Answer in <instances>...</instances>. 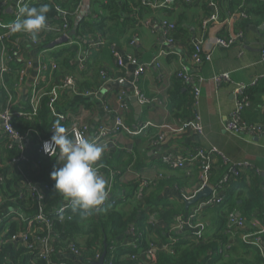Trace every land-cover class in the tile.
<instances>
[{
    "label": "trees",
    "instance_id": "trees-1",
    "mask_svg": "<svg viewBox=\"0 0 264 264\" xmlns=\"http://www.w3.org/2000/svg\"><path fill=\"white\" fill-rule=\"evenodd\" d=\"M82 1L54 0L51 4L45 0H37L29 7L47 4L49 8L57 6L68 13L70 32L76 29V37L72 41L81 44L85 50L87 49L85 52L88 53V58L92 54L90 59H94V64L90 60L85 69L79 68L80 46L78 44L73 42L59 50L48 49V46L62 35L64 24L60 15L46 21V24L55 25L57 32L42 30L36 40V46L28 40H32L29 36L21 33L12 34L8 42V44L14 43L19 38L30 42L38 55L42 53L40 61L43 69L35 88L33 83L28 96L22 103L18 102L20 89L25 84L26 76L22 78L20 75L21 69L25 66L24 62L16 60V63L11 66L7 64L9 71L0 74V111L9 108L14 113H32L33 88L41 96L33 117L13 119L14 129L21 135L27 136L25 153L30 160L23 164V173L5 166L7 161L18 156L20 151L16 146L13 150H8L7 141L0 139V152L3 155L0 177L5 181V185L0 187V214L6 212L10 217L22 215L24 218H32L37 214L38 202L30 198L27 192L29 182L37 185L41 190L44 186H49V190L43 191L42 205L46 215L53 210L63 208L68 203L55 191V181L51 179V173L60 168L58 158L44 157L39 154L38 148L43 140L52 136L51 126L57 120L54 112H58L60 105L59 95L51 104L52 92L65 78L74 80L78 92H100L101 72H107L109 76L111 75L110 77L113 76L106 65L100 62L101 51L92 52L94 49H99L93 48L95 40L105 45L109 38L121 35L129 27L134 29L142 25L147 15L156 18L158 14V17L163 20L175 24V29L172 31L174 42L176 35L184 32L181 28L183 23L188 20L194 22L193 27L198 29L197 36L191 43L192 52H194L195 38L206 36L207 31L203 30V21L210 15L211 2H216L220 6L222 18L238 16L242 13L249 16L247 4L241 5L240 0H193L192 3L176 0V5L172 9L161 10H153L144 4V0H93L92 7L99 5L101 9L97 19L90 15L78 20ZM192 8H199L200 12L194 13L191 17L186 11ZM173 16L177 20H172ZM237 23L236 26H240L243 21L238 20ZM78 39L88 43L82 44ZM3 54L0 44V57ZM183 88L189 91L191 85L184 78L177 76L174 93L180 96ZM172 99L175 107L183 110L182 114H177V118H188L194 108L193 95L186 93L185 96L177 98L173 96ZM105 101L108 104L111 103L107 101V98ZM117 162L120 163L121 168L114 167L113 161L105 162L103 157L101 158L100 176L108 177L107 190L110 196L104 206L96 209L86 218H81L70 208L65 220H57L55 216H52L54 222L51 229L44 228L38 233V237L52 233L51 246L54 252L50 256V264H98L104 254L103 264H264L256 249L243 242L244 235L254 234L258 230L252 220L264 219L263 179L253 170L244 171L225 189L224 204L213 205L198 214L192 221L194 229L179 231L175 229L178 226L177 218L189 214L192 209L185 210V205L183 207L177 203L165 204L159 201L157 194L163 186V181L159 179V176L157 180H154L146 177L145 174L136 175L144 165L138 160V156L130 155L125 151L117 158ZM217 165L218 163H215L212 167L209 182L214 181L220 166L224 169L222 163ZM188 168H197L200 172L197 164L190 165ZM221 179L222 177L216 183L214 181V185ZM119 180L126 182L122 185ZM21 192H24L22 198L19 196ZM231 213H239V217L245 219L244 229L234 228L231 233L227 231L228 216ZM198 224L200 227H197ZM3 225V228H0V235H7V239L27 229L22 224L9 223V219L4 220ZM132 228L133 235L130 234ZM6 229H9V232L5 234ZM262 237L264 238V233ZM159 241L166 246L165 251L154 255L155 259L148 254L145 258L141 256L142 252L157 248ZM71 247L80 253L78 259L70 254ZM36 254L37 249L30 250L24 244H5L0 246V264H45L41 259L37 260Z\"/></svg>",
    "mask_w": 264,
    "mask_h": 264
},
{
    "label": "crops",
    "instance_id": "crops-1",
    "mask_svg": "<svg viewBox=\"0 0 264 264\" xmlns=\"http://www.w3.org/2000/svg\"><path fill=\"white\" fill-rule=\"evenodd\" d=\"M19 1L0 0V16L5 20L11 18ZM36 1L23 0L28 5ZM240 1L241 5L247 4L249 16L245 14L246 19H243V23L236 26L238 23L235 22L233 25L235 29H230L234 33L241 31L242 38L228 48L215 47L212 51L211 61L202 65H196L191 60V43L198 32L197 27H193L194 22L188 20L183 23L181 28L184 32L178 33L176 41L173 40V44L170 45L164 41L163 34L158 28L160 21L163 20V18L158 17V14L156 18L147 15L142 25L135 27L136 29L129 27L121 35L109 38L101 48L94 49L92 52L101 51L100 62L106 65L116 80L104 85L100 88L98 95L92 97L78 96L69 88L58 90L60 105L58 112L54 113L57 116L56 119L67 129V135L73 121L88 123L92 135L100 123L111 120V115L107 113L105 104L111 108L118 107V97L123 93L129 108L125 115L127 126L135 129L148 124V128L139 136L129 137L126 134L113 136L105 148L103 160L105 162L111 160L114 167L121 168L117 158L125 151L129 152L130 155L138 156V160L144 165L136 175L145 174L146 177L154 180H157L158 176L161 175L159 179H162L163 186L157 194L159 201L165 204L177 203L183 207L185 205V210L195 207L197 203L187 207V202L205 190H202L199 169H172L164 163V160L169 156L181 158L193 153L197 148H215L222 152L231 164L249 162L254 165L261 173L264 189V0ZM92 3L93 0L82 1L77 19L90 17V15L97 19V14L101 9L99 5L92 7ZM193 11L195 13L200 12L199 8H192L186 13L193 16ZM58 15L61 14L55 8H49L47 21L55 19ZM171 19L177 20L174 16ZM179 25L178 23V27ZM222 34L223 30L215 25L207 29L206 49L213 46V39ZM16 40V47L12 48L13 51H16L15 55L10 49L7 58L11 55L13 58L6 61V66L7 64L9 66L15 64L16 60L22 61L24 64L27 61L33 62L32 68L28 69L25 77V84L20 89L18 103H22L28 96L33 83L38 79V52L26 39L19 38ZM78 41L82 44L88 43L82 39H78ZM73 42L80 46L78 53L79 68L85 69L92 54L89 56L90 58L87 56L85 66H81L80 62L87 49L85 50L76 41ZM67 45L69 43L57 47L55 50L62 49ZM162 51H165L166 54L159 57L158 61L161 66L158 69L153 64ZM126 57L136 59L137 64H129L126 62ZM1 58L2 56L0 57V70L3 66ZM119 59L124 60V65H118ZM91 63L94 64V59L91 60ZM139 67H146L147 69L136 82L134 73ZM183 69L192 78L190 85L200 90L199 105L192 108L190 116L186 119L177 118V114H182L183 110H178L172 99L173 96L177 98L185 96L186 93L193 95L192 88L189 91L183 88L180 96L174 93L177 76ZM221 73L230 74L231 82L216 85L212 78ZM159 76H162L161 81ZM135 84L149 100V103L143 106L138 102L142 107L139 115L136 114V109L130 101V98L135 96L134 92H131ZM237 85H244L246 88L245 95L248 104L241 113V122L246 124L247 130L231 133L226 130V125L236 107L234 90ZM106 98L109 103L111 102L110 104L105 101ZM113 98L115 100L112 101ZM195 115L200 118L201 133L196 131L193 126L187 130H182L183 122H191ZM58 116H62L63 119ZM249 127L261 128L262 131L250 132ZM161 136H163L162 140H160ZM115 155L116 158H114ZM219 160L216 159L217 166L221 163ZM217 170L216 178H214L215 183L222 177L225 168L221 169L220 166ZM102 178L107 182L108 177ZM121 181L119 180L122 185L126 182ZM214 181L209 182V185L213 186ZM197 227L200 225L198 224ZM165 250L166 246L162 241H159L153 254L156 255ZM147 254L150 255V253L142 252L141 256L145 258Z\"/></svg>",
    "mask_w": 264,
    "mask_h": 264
},
{
    "label": "built area",
    "instance_id": "built-area-1",
    "mask_svg": "<svg viewBox=\"0 0 264 264\" xmlns=\"http://www.w3.org/2000/svg\"><path fill=\"white\" fill-rule=\"evenodd\" d=\"M51 4H53L54 0H45ZM188 3H192L193 0H185ZM144 4H147L150 8L153 10H161V9H172L176 5V0H144ZM27 5L28 7L30 5L25 4L23 0H20L18 4L16 5L15 9L13 10V15L11 17V21L8 23L6 20L0 16V44L2 46V63L3 66L1 67L0 74L5 71H9L8 67L6 66V61H10L13 57L8 56V52H10V49L15 48V42L8 44V42L11 40L10 37L12 34H15L11 31V25L15 22L17 17L20 15V9ZM55 10L60 13L61 21L63 22V30L61 37L68 38V43L72 44V38L70 36V25L69 21L67 19L68 13L63 12L59 7L55 6ZM246 19L245 13L236 15L227 16L226 18H222L221 16V8L216 2L210 3V15L208 16V19L203 21V30L206 32L207 29L211 25H215L218 28L223 30V34L221 36L215 37L212 41L213 46H210L206 49V38L204 35H202L200 38H195L194 42V52H192L191 60L196 65H202L205 62L211 61V55L212 51L215 47L220 46L223 48H228L232 45H234L237 41H239L243 34L242 32L234 33L231 29L233 28V25L236 21ZM158 28L161 30L163 34L164 41H166L167 44L172 45L173 39L171 38V33L175 29V24L168 21V20H161ZM231 28V29H230ZM230 29V30H229ZM229 30V31H228ZM45 32H57V29L55 28V25L53 24H46V27L43 29ZM24 34V33H21ZM29 36L28 34H24ZM225 35V36H224ZM32 45L36 46V41L28 39ZM103 46V44L95 40L93 42V48H100ZM16 51H13L12 54L15 55ZM41 54L38 55V76L41 74L43 67L41 66ZM44 54V52H43ZM165 51H162L158 54L156 57V60L153 64L155 68H160V62L158 61L159 57H163L165 55ZM5 55V56H4ZM88 53H85L83 55L82 61L80 62L81 66H85L84 63L87 60ZM118 65L122 66L124 65V60L119 59ZM126 62H128L131 65H136L137 60L132 57H126ZM24 68L21 69L20 75L21 77H25L28 73V69L32 68L33 62L27 61L24 64ZM146 67H139L135 73H134V80L137 82L138 79L144 74L146 71ZM185 69L178 74L179 77L184 78V80L187 83L192 82V78L188 76L185 73ZM100 77L102 79V87L106 85L107 83L113 82L116 80L114 77H110L107 72H101ZM38 80V79H37ZM37 80L34 83V88L36 86ZM159 80H162V76H159ZM212 81L216 85H221L224 83L231 82L230 74L228 73H221L212 78ZM101 87V88H102ZM33 88V94L31 98V109L32 113H25V112H12L9 108H6L2 111H0V139L3 141H7V149L13 150L16 146L18 150L20 151V154L13 158L12 160L7 161L5 166L7 168H14L17 172L23 173V164L28 163L30 160V157L26 155L25 153V147L27 144V136H23L20 133H18L13 126V119L16 118H27L30 119L33 117V113L36 112L38 108V102L41 98L40 94L35 92ZM72 89L74 93L78 96L83 97H92L98 95V92H78V89L76 88L75 82L72 78H65L60 85H58L52 92L53 99L51 101V104H53L58 97V90L60 89ZM193 95H194V107H197L199 105V98H200V90L197 87H192ZM245 86L244 85H237L234 90V95L236 98V107L234 111L232 112L230 119L226 125V130L231 133H239L243 130H247L246 124H242L241 122V113L243 109L248 104V99L245 95ZM133 92L135 97H137L138 102L140 105H146L149 103V100L146 98V96L141 93L139 87L137 84L133 87ZM118 107L111 108L109 105L105 104L107 113L111 115V120H108L107 122L100 123L95 131H93V134L91 135V127L86 122H78L73 121L71 123V127L68 130V135L73 136L75 133H79L86 138H88L91 142H94L96 144H99L101 146L107 147L109 140L113 136L126 134L129 136H139L143 134V132L148 128L147 125L140 126L139 128L131 129L127 126L125 123V115L126 112H128V106L126 102L125 95L121 93V96L118 97ZM60 119H63L62 116H58ZM193 126L196 131L201 133V125H200V118L198 115H195L193 120L189 123L183 122L182 124V130H187L189 127ZM248 130L250 132L255 131H262L261 128H254L249 127ZM51 133L54 134V124L51 126ZM52 137V136H51ZM51 137L43 140L41 142L40 147L38 148L39 154L43 155L44 157H51L43 150V145L46 141H50ZM163 139V136H161L160 140ZM57 153H59V149H57ZM58 158V165L63 163L62 158L57 154L55 155ZM3 159V155L0 152V164L1 160ZM216 159H220L219 161L222 163V166L225 168V172L222 176V179L218 182V184L210 186L209 180L211 179V172L212 167L216 163ZM164 163L172 168L177 170H188V167L193 164L199 165L200 168V179L202 181V190L206 188L211 189V194L209 197L204 198L200 200L195 207L190 211L189 214L185 216H179L177 218L178 226L175 228L176 230L183 231L186 229H192V221L200 214L202 211H204L206 208L211 207L213 205H221L223 203L224 195H225V189L232 183V181L236 180L244 171L253 170L256 174L261 175L260 171L249 162H243L240 164H231L228 162L226 157L222 154V152L218 151L215 148L212 149H204V148H197L194 150L193 153L187 154L181 158H174V157H167L164 160ZM96 170L98 174L100 175V172L102 170L101 160L97 162L96 164ZM159 178H161V175H159ZM146 184V183H145ZM5 185V181L2 177H0V187ZM49 190V186L46 185L40 189L35 184H32L29 182L27 184V192L30 198L38 202V212L37 214L32 218H24L22 215H14V216H8L5 213L0 214V228H3V222L6 219H9V223H16V224H22L23 226H26V231L19 232L11 237V239H7L4 234L0 235V246H3L5 244H15L20 243L24 244L28 247L30 250L37 249V260L38 258L41 259L42 262L45 264H50V256L53 254L52 249V241L51 238L52 233H48L44 236H39L38 233L42 231V229L47 228L51 229L52 223L54 222V219L52 216H55L57 220H65V218L68 217V214L70 212V205L69 203L65 204V206L59 210H53L50 214L46 215L44 212V208L42 205V201L44 198V192L43 191ZM20 198L24 196V192H21L19 194ZM110 198L109 193L106 198L108 200ZM189 200V199H188ZM106 203V201H105ZM104 203V204H105ZM104 204L102 206H104ZM224 204V203H223ZM229 223L227 227V231L231 233L234 228L244 229L245 227V219L240 218L235 213H231L228 216ZM252 223L254 226L258 228V230L254 234H246L243 237V242L248 244L249 246L256 249L257 253L263 259L264 261V238L262 237L264 233V219L258 220L257 218H254L252 220ZM194 229V228H193ZM5 234L9 232V229H6ZM134 231L133 228L131 229L130 234L133 235ZM129 245V243H128ZM154 250L151 249L147 253H150V257L152 259H155L154 256ZM70 254L78 259L80 256V253L74 248L71 247ZM35 264V263H34Z\"/></svg>",
    "mask_w": 264,
    "mask_h": 264
},
{
    "label": "clouds",
    "instance_id": "clouds-1",
    "mask_svg": "<svg viewBox=\"0 0 264 264\" xmlns=\"http://www.w3.org/2000/svg\"><path fill=\"white\" fill-rule=\"evenodd\" d=\"M48 12L47 4L39 7L25 5L11 25V31L28 34L36 41L46 27ZM43 150L50 156L58 154L63 160L62 167L51 173V179L55 181V191L63 196L74 213L86 218L105 203L107 182L96 170L97 162L104 155V146L91 142L79 133L70 137L67 129L56 120L54 134L50 141L44 143Z\"/></svg>",
    "mask_w": 264,
    "mask_h": 264
},
{
    "label": "water",
    "instance_id": "water-1",
    "mask_svg": "<svg viewBox=\"0 0 264 264\" xmlns=\"http://www.w3.org/2000/svg\"><path fill=\"white\" fill-rule=\"evenodd\" d=\"M88 10V8H87ZM82 18V17H80ZM79 18V20H80ZM71 37H75L76 36V30H72L70 33ZM68 38L65 37H59L57 38L54 42H52L49 46L48 49L49 50H53L57 47L60 46H64L65 44L68 43ZM131 92L133 93V90H131ZM130 101L132 102L134 108L136 109V114L139 115L142 111V107L139 105L138 100L135 96L130 98ZM211 194V189L210 188H206L205 190H203L201 193H199L195 198H193L192 200H190L189 202H187V207H190L191 205H194L196 203H198L200 200L209 197ZM237 216H240L239 214H237ZM155 252V251H154ZM104 258H105V254L103 255V257L101 258L100 262L98 264H103L104 263Z\"/></svg>",
    "mask_w": 264,
    "mask_h": 264
},
{
    "label": "rangeland",
    "instance_id": "rangeland-1",
    "mask_svg": "<svg viewBox=\"0 0 264 264\" xmlns=\"http://www.w3.org/2000/svg\"><path fill=\"white\" fill-rule=\"evenodd\" d=\"M193 13H195V11H193ZM193 13H192V14H193ZM191 17H192V16H191ZM10 21H11V18H9V19H6V22H8V23H9Z\"/></svg>",
    "mask_w": 264,
    "mask_h": 264
}]
</instances>
